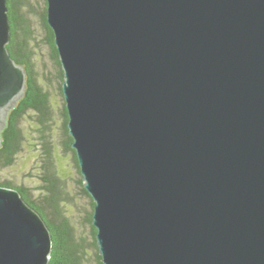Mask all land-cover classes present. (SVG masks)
<instances>
[{
    "label": "water",
    "instance_id": "obj_1",
    "mask_svg": "<svg viewBox=\"0 0 264 264\" xmlns=\"http://www.w3.org/2000/svg\"><path fill=\"white\" fill-rule=\"evenodd\" d=\"M103 264H264V0H46ZM0 0V147L27 72ZM0 186V264H48Z\"/></svg>",
    "mask_w": 264,
    "mask_h": 264
},
{
    "label": "trees",
    "instance_id": "obj_2",
    "mask_svg": "<svg viewBox=\"0 0 264 264\" xmlns=\"http://www.w3.org/2000/svg\"><path fill=\"white\" fill-rule=\"evenodd\" d=\"M46 5V0H38V2L36 0H7L11 26V38L7 48L16 62L25 66L27 86L24 96L8 113L6 125L1 131L2 145L0 147V170L12 167L23 148V131L20 122L32 111L34 113L32 120L37 125V139L42 145L40 154L42 183L38 187L42 191L38 198H33L31 189L10 178H0V186L17 189L23 198L46 220L52 236V249L48 264H88L92 255L97 264H103L95 237L96 228L92 224L94 200L83 185L76 153L71 147L72 137L68 133V115L64 101L60 109L63 116L61 123L64 136L63 147L71 154L77 172L78 192L88 202V208L85 209L83 216L89 232L87 238L77 234V227L72 223L71 217L66 214L67 206L72 203L74 196L69 184L61 175L52 152L50 124L53 109L50 107L48 90L45 88V84L39 81L37 75L36 58L41 42L48 47L62 99H64L62 93L64 75L54 43V33L47 23ZM33 16L38 18L44 31L41 41L38 40L33 27L31 20Z\"/></svg>",
    "mask_w": 264,
    "mask_h": 264
},
{
    "label": "rangeland",
    "instance_id": "obj_3",
    "mask_svg": "<svg viewBox=\"0 0 264 264\" xmlns=\"http://www.w3.org/2000/svg\"><path fill=\"white\" fill-rule=\"evenodd\" d=\"M38 2V0H36ZM33 27L35 29L38 40L44 36V31L39 24L38 18L33 16L31 18ZM41 41V40H40ZM38 49V56L36 58L37 75L40 82L45 84L48 90L50 107H52V119L50 138L52 142V152L56 158V164L61 171V175L67 181L73 194V201L67 206L66 214L71 217L72 223L77 227V234L83 235L86 238L89 235L88 228L83 220L85 209L88 208V202L80 195L77 188V172L71 158V154L64 150L63 139L64 136L61 130V123L63 116L60 113L61 105L64 99L59 94L57 87V78L55 77V69L51 57L49 55L48 47L45 43H40ZM34 113L29 112L21 122L20 127L23 131V148L19 153L15 164L12 167L0 170V178H10L16 183L26 185L31 189L33 198H38L42 191L38 187L42 183L40 174L42 168L40 167V154L42 145L38 141L37 125L33 122ZM88 264H97L92 255Z\"/></svg>",
    "mask_w": 264,
    "mask_h": 264
}]
</instances>
